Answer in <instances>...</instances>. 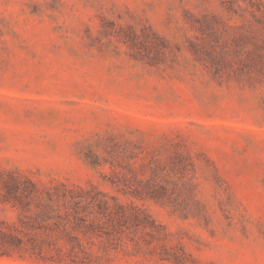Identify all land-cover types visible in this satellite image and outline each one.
Returning a JSON list of instances; mask_svg holds the SVG:
<instances>
[{
	"label": "rangeland",
	"instance_id": "1",
	"mask_svg": "<svg viewBox=\"0 0 264 264\" xmlns=\"http://www.w3.org/2000/svg\"><path fill=\"white\" fill-rule=\"evenodd\" d=\"M15 196L60 259L0 264H264V0H0Z\"/></svg>",
	"mask_w": 264,
	"mask_h": 264
},
{
	"label": "trees",
	"instance_id": "2",
	"mask_svg": "<svg viewBox=\"0 0 264 264\" xmlns=\"http://www.w3.org/2000/svg\"><path fill=\"white\" fill-rule=\"evenodd\" d=\"M6 189L7 193L10 194L12 187L10 188L7 185ZM24 198L27 197L15 196V200L21 205L19 226H9L7 229H2L1 226L5 222L0 221V256H12L14 253H19L21 256L22 254H28L36 260L56 261V259H60L48 256L44 243L48 244L49 242H45L40 237V231L49 228L46 223L52 219L49 216V210L52 209L51 206H46L45 210H41L35 217L30 216L26 213L29 211L27 207L30 204L27 203L23 206L21 202ZM6 200L9 201L7 197ZM58 225L61 224L57 223L56 226ZM57 262L61 263V260Z\"/></svg>",
	"mask_w": 264,
	"mask_h": 264
}]
</instances>
